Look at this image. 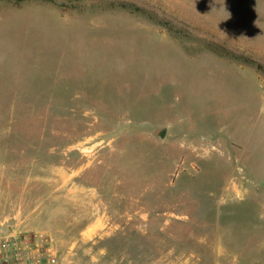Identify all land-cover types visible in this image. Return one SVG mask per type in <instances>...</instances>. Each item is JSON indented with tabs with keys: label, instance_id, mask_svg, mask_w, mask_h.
I'll return each mask as SVG.
<instances>
[{
	"label": "rangeland",
	"instance_id": "374dc122",
	"mask_svg": "<svg viewBox=\"0 0 264 264\" xmlns=\"http://www.w3.org/2000/svg\"><path fill=\"white\" fill-rule=\"evenodd\" d=\"M81 3L0 0V239L54 264H264V73L201 48L264 67V0Z\"/></svg>",
	"mask_w": 264,
	"mask_h": 264
},
{
	"label": "trees",
	"instance_id": "16d2710c",
	"mask_svg": "<svg viewBox=\"0 0 264 264\" xmlns=\"http://www.w3.org/2000/svg\"><path fill=\"white\" fill-rule=\"evenodd\" d=\"M8 1L10 3H12V5L15 7H17L21 3H25V2L40 1L43 3L56 4V5L62 6L63 8L77 10V11H83L85 9V6L81 3V0H66L67 3H63V2L59 3L57 0H8ZM100 9H104V10L124 9V10H129L131 13H139V14H142L143 16H145L146 18H148L150 21L154 22L155 24L161 25L164 28H166L167 32H169V34H171L174 37H176V36L185 37L186 36L180 31L177 32L176 30H173L171 27H169L167 22L159 19L155 13H153L151 11H147V10L142 9V8H139L133 4L110 3L104 7H101ZM201 48H204L210 52H213V53H215L221 57H228L231 59L240 60L245 64L255 66L258 71L264 73V67L262 65H259L255 61L248 59L246 57H239L237 55H234L232 52L228 51L227 49H225L221 45H218L215 43L214 44L208 43V44L202 45ZM188 50H189V53H191V54H193L197 51V49H189V48H188Z\"/></svg>",
	"mask_w": 264,
	"mask_h": 264
},
{
	"label": "built area",
	"instance_id": "2783aa9c",
	"mask_svg": "<svg viewBox=\"0 0 264 264\" xmlns=\"http://www.w3.org/2000/svg\"><path fill=\"white\" fill-rule=\"evenodd\" d=\"M0 264H54V260L45 257L40 246L28 239L9 236L0 239Z\"/></svg>",
	"mask_w": 264,
	"mask_h": 264
},
{
	"label": "crops",
	"instance_id": "0c3cea01",
	"mask_svg": "<svg viewBox=\"0 0 264 264\" xmlns=\"http://www.w3.org/2000/svg\"><path fill=\"white\" fill-rule=\"evenodd\" d=\"M168 131H170L169 137L171 139L173 137V135H172L173 134V127L167 125V132ZM191 146H194V145L193 144H189V145L187 144V145L183 146V148H186L187 150H189L191 148ZM91 230H92L91 232H94L95 231L94 227Z\"/></svg>",
	"mask_w": 264,
	"mask_h": 264
}]
</instances>
